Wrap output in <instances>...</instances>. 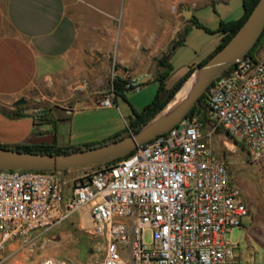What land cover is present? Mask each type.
Instances as JSON below:
<instances>
[{"label": "built area", "instance_id": "2783aa9c", "mask_svg": "<svg viewBox=\"0 0 264 264\" xmlns=\"http://www.w3.org/2000/svg\"><path fill=\"white\" fill-rule=\"evenodd\" d=\"M129 86L139 89L138 81ZM206 92L212 128L205 134L190 116L80 174L0 170V252L76 214L79 230L102 243L93 264H242L230 234L247 220V205L209 140L220 127L251 161H264V55L236 61ZM114 98L111 89L97 105L111 107ZM37 264L75 263L45 257Z\"/></svg>", "mask_w": 264, "mask_h": 264}, {"label": "rangeland", "instance_id": "374dc122", "mask_svg": "<svg viewBox=\"0 0 264 264\" xmlns=\"http://www.w3.org/2000/svg\"><path fill=\"white\" fill-rule=\"evenodd\" d=\"M78 7L91 27L112 22V31L97 32L85 38L77 78L67 97L53 101L50 106L65 117L55 122L56 136L65 142L69 140L73 146L106 141L124 133L132 111L140 112L155 96L158 85L153 80L156 73L162 71L156 61L162 56L169 60L171 73L165 81L169 89L217 46L219 24L235 20L242 13L240 0H82ZM192 16L211 33L193 27L189 22ZM129 20L136 26L138 37L129 28L123 31ZM182 37V43L171 51L170 46ZM263 45L264 40L253 56L259 55ZM117 77L128 83L138 81L139 89L116 96L111 107L98 106V101L111 90L112 81ZM40 106L46 109L49 104L40 103ZM202 126L204 134L212 128L207 111ZM209 141L213 153L227 163L229 181L242 191L247 205V220L230 234L231 241L237 244L234 252L242 264H264V161H251L244 146L230 139L220 127L213 129ZM70 172L80 174L83 170ZM78 223L79 216L72 214L61 226L75 230ZM148 241L145 233L144 242ZM19 244V251L5 263L14 260L13 264H35L42 253L57 254L62 250L70 260L78 252V262H83L85 257L87 264L102 258V243L81 230L63 236H45L36 242L28 239Z\"/></svg>", "mask_w": 264, "mask_h": 264}, {"label": "crops", "instance_id": "0c3cea01", "mask_svg": "<svg viewBox=\"0 0 264 264\" xmlns=\"http://www.w3.org/2000/svg\"><path fill=\"white\" fill-rule=\"evenodd\" d=\"M81 1L0 0V145L73 146L69 140L65 142L56 134L53 139L50 125L40 124L36 116L47 110L55 122L64 120L65 117L50 106L53 101L67 97L72 82L77 78L85 38L97 32L112 31V22L102 27H91L85 22L78 7ZM135 27L129 20L123 31L129 28L138 37ZM263 55L264 45L257 57ZM165 88H168L166 82ZM21 99L24 101L22 104H15ZM40 103H48L49 107L41 109ZM62 223L48 231L31 233L29 240L36 242L45 236H63L79 230L78 226L75 230L72 227L63 229ZM19 242L5 243L0 252V264L16 263L14 260L5 261L19 251ZM66 254L64 250L57 254L42 253L38 261L45 257L68 259ZM70 261L78 262V252ZM87 261L84 257L78 264H87Z\"/></svg>", "mask_w": 264, "mask_h": 264}, {"label": "water", "instance_id": "95a60500", "mask_svg": "<svg viewBox=\"0 0 264 264\" xmlns=\"http://www.w3.org/2000/svg\"><path fill=\"white\" fill-rule=\"evenodd\" d=\"M263 29L264 0H257L248 16L229 40L204 64L195 67L183 83L184 85L187 81L190 82L179 102L171 109L166 110L171 99L135 133L102 145L65 153L42 154L0 148V170L66 171L104 165L127 155L137 146L168 132L183 120L199 97L206 91L210 82L248 54ZM23 102L21 99L15 104Z\"/></svg>", "mask_w": 264, "mask_h": 264}, {"label": "trees", "instance_id": "16d2710c", "mask_svg": "<svg viewBox=\"0 0 264 264\" xmlns=\"http://www.w3.org/2000/svg\"><path fill=\"white\" fill-rule=\"evenodd\" d=\"M242 13L241 16L235 20L220 23L216 33H219L220 40L217 46L201 61H199L196 66H200L204 64L209 57H211L217 50H219L228 40L229 38L235 33V31L239 28L245 18L248 16L254 5L256 4L257 0H240ZM191 25L196 28L203 29L204 31L211 33V31L205 29L197 22V20L192 16L189 20ZM187 29L184 31V35L186 34ZM264 40V29L259 36L258 40L248 52L246 57H254L253 54L258 48V46ZM183 41V37L180 40H177L170 46V50L173 51L178 45H180ZM158 67L162 68V71L157 72L154 77V82L157 83L158 87L155 93V96L150 105L144 107L140 112L132 111V116L127 124L126 130L124 133L116 134L107 139L106 141H101L97 143H92L84 146H70V147H55L53 144L51 145H33V146H26V145H15V146H3L0 145V148L4 149H13L23 152H37L42 154H56V153H65L80 149H85L89 147H94L98 145H102L114 140H118L123 138L129 134H133L138 131L142 126H144L150 119H152L174 96V94L178 91L182 83L188 78L191 74L193 68H189L187 72L179 78L169 89L165 88V81L169 77L171 73V68L169 62L167 61L166 56H162L156 61ZM128 84L127 81L117 77L112 81V92L114 96H123V93L129 90H132V87H125ZM206 100H207V92L205 91L201 97L196 101V103L192 106V108L186 114V117L196 116L201 122L202 125L205 122V111H206ZM70 112V110H69ZM36 118L40 124L50 125L49 132L52 134V138L54 139V127L55 121L48 116V111L44 110V113L41 115H37ZM129 154V153H128ZM127 154V155H128ZM126 156V155H125ZM124 157V156H123ZM122 158V157H121ZM120 159V158H119ZM119 159L113 161L116 162Z\"/></svg>", "mask_w": 264, "mask_h": 264}, {"label": "bare ground", "instance_id": "6f19581e", "mask_svg": "<svg viewBox=\"0 0 264 264\" xmlns=\"http://www.w3.org/2000/svg\"><path fill=\"white\" fill-rule=\"evenodd\" d=\"M189 81H187L183 87L175 94V96L172 98V100L169 102V104L166 106V110L171 109L173 106H175L179 100L183 97L185 94L188 86H189Z\"/></svg>", "mask_w": 264, "mask_h": 264}, {"label": "flooded vegetation", "instance_id": "af4514ba", "mask_svg": "<svg viewBox=\"0 0 264 264\" xmlns=\"http://www.w3.org/2000/svg\"><path fill=\"white\" fill-rule=\"evenodd\" d=\"M44 112V111H43Z\"/></svg>", "mask_w": 264, "mask_h": 264}]
</instances>
